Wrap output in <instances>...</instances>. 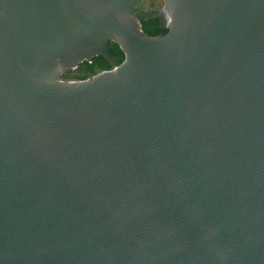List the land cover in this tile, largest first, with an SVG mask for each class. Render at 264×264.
<instances>
[{
    "label": "water",
    "instance_id": "1",
    "mask_svg": "<svg viewBox=\"0 0 264 264\" xmlns=\"http://www.w3.org/2000/svg\"><path fill=\"white\" fill-rule=\"evenodd\" d=\"M138 1L0 0V264H264V0Z\"/></svg>",
    "mask_w": 264,
    "mask_h": 264
},
{
    "label": "trees",
    "instance_id": "2",
    "mask_svg": "<svg viewBox=\"0 0 264 264\" xmlns=\"http://www.w3.org/2000/svg\"><path fill=\"white\" fill-rule=\"evenodd\" d=\"M159 18L150 15L144 17L139 23L140 28L146 33H160L165 30V28L159 27ZM106 56H102L101 54H94L90 57V59H82L79 61L74 69L75 77H70L68 69H63L61 71V77L63 78H75L80 79L91 75L98 70L111 68L113 65L119 63L123 58V52L121 48L115 41H109L106 49Z\"/></svg>",
    "mask_w": 264,
    "mask_h": 264
},
{
    "label": "flooded vegetation",
    "instance_id": "3",
    "mask_svg": "<svg viewBox=\"0 0 264 264\" xmlns=\"http://www.w3.org/2000/svg\"><path fill=\"white\" fill-rule=\"evenodd\" d=\"M148 8H144L145 6L143 5V0H140L138 2L135 3L134 5V10H142V9H149V8H157V7H153V3L152 1L149 2V4H147ZM65 69H68V72L70 74V77H75V72L76 70L74 68H65Z\"/></svg>",
    "mask_w": 264,
    "mask_h": 264
},
{
    "label": "rangeland",
    "instance_id": "4",
    "mask_svg": "<svg viewBox=\"0 0 264 264\" xmlns=\"http://www.w3.org/2000/svg\"><path fill=\"white\" fill-rule=\"evenodd\" d=\"M150 1H152L153 7L159 8L163 5V0H143V5L145 6L144 8H148L147 4H149ZM59 78H61V79H75V78H63V77H61V72L59 74Z\"/></svg>",
    "mask_w": 264,
    "mask_h": 264
}]
</instances>
